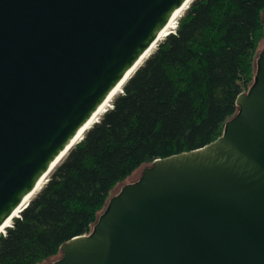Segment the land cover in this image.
<instances>
[{"label":"water","instance_id":"water-1","mask_svg":"<svg viewBox=\"0 0 264 264\" xmlns=\"http://www.w3.org/2000/svg\"><path fill=\"white\" fill-rule=\"evenodd\" d=\"M184 1L0 0V225ZM235 103L222 135L156 158L50 264H264V49Z\"/></svg>","mask_w":264,"mask_h":264},{"label":"trees","instance_id":"trees-1","mask_svg":"<svg viewBox=\"0 0 264 264\" xmlns=\"http://www.w3.org/2000/svg\"><path fill=\"white\" fill-rule=\"evenodd\" d=\"M172 32L0 233V264L56 261L60 245L89 235L108 200L144 167L222 135L237 95L255 82L264 0H193Z\"/></svg>","mask_w":264,"mask_h":264},{"label":"bare ground","instance_id":"bare-ground-1","mask_svg":"<svg viewBox=\"0 0 264 264\" xmlns=\"http://www.w3.org/2000/svg\"><path fill=\"white\" fill-rule=\"evenodd\" d=\"M193 0H185L184 3L176 9L171 16L169 17L168 21L165 23L163 29L158 33V36L156 37L155 41L146 49V51L140 56V58L136 61V63L132 66V68L120 79V81L111 89V91L106 95L104 100L100 103L98 108L94 111L92 116L88 119V121L78 130V132L74 135V137L69 142L68 146L56 157V159L52 162V165L48 169V171L40 177V179L37 181L36 185L32 189V191L22 200V202L19 204L16 209L12 211V213L2 222L0 225V233H3L5 228L8 227L11 223L12 218L17 217L19 215V212L21 211V208L24 206V204L29 201L43 186L46 177L48 176L49 172L52 170V168L65 156L67 151L70 149V147L75 144L77 141H79L84 133V131L91 126L92 123L97 121L102 113L111 106V101L114 98L116 94L121 92L122 86L126 79L133 73V71L144 61L147 56L153 52V50L156 48L157 44L168 34L171 33L175 27L177 19L183 14V12L187 9L189 4Z\"/></svg>","mask_w":264,"mask_h":264},{"label":"rangeland","instance_id":"rangeland-1","mask_svg":"<svg viewBox=\"0 0 264 264\" xmlns=\"http://www.w3.org/2000/svg\"><path fill=\"white\" fill-rule=\"evenodd\" d=\"M263 49H264V37L262 38V40L260 41V43H259V46H258V51L259 52H261V51H263ZM50 173V172H49ZM139 173H140V168H138V169H136L132 174H130L123 182H121V183H118L114 188H113V190H112V192H111V195L110 196H112V195H114L119 189H120V187L124 184V183H127L131 178H136L138 175H139ZM49 175V174H48ZM45 183V182H44ZM55 258V257H54ZM48 262H49V260H47V261H44V262H42V263H40V264H48Z\"/></svg>","mask_w":264,"mask_h":264}]
</instances>
